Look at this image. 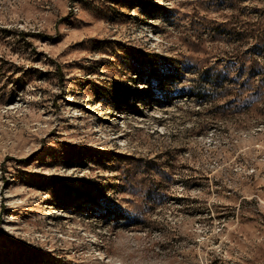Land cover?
<instances>
[{
  "label": "rangeland",
  "instance_id": "obj_1",
  "mask_svg": "<svg viewBox=\"0 0 264 264\" xmlns=\"http://www.w3.org/2000/svg\"><path fill=\"white\" fill-rule=\"evenodd\" d=\"M0 264H264V0H0Z\"/></svg>",
  "mask_w": 264,
  "mask_h": 264
},
{
  "label": "trees",
  "instance_id": "obj_2",
  "mask_svg": "<svg viewBox=\"0 0 264 264\" xmlns=\"http://www.w3.org/2000/svg\"><path fill=\"white\" fill-rule=\"evenodd\" d=\"M203 77L204 78H215V82L217 83V82H219V83H221V81H222V78H223V76H221V74H219V73H216V74H211V75H209V73H205L204 75H203Z\"/></svg>",
  "mask_w": 264,
  "mask_h": 264
}]
</instances>
